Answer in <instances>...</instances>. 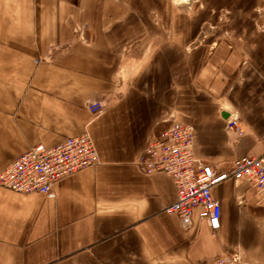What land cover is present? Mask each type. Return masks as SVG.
Returning <instances> with one entry per match:
<instances>
[{
  "label": "crops",
  "instance_id": "1",
  "mask_svg": "<svg viewBox=\"0 0 264 264\" xmlns=\"http://www.w3.org/2000/svg\"><path fill=\"white\" fill-rule=\"evenodd\" d=\"M237 1L227 27L175 14L171 0H0V173L35 145L83 133L101 161L54 198L0 187V264H201L224 249L264 264V203L239 182L212 189L216 236L197 213L184 230L167 212L173 179L135 164L174 114L218 174L264 153V30L258 3ZM237 112L242 135L227 131Z\"/></svg>",
  "mask_w": 264,
  "mask_h": 264
},
{
  "label": "built area",
  "instance_id": "2",
  "mask_svg": "<svg viewBox=\"0 0 264 264\" xmlns=\"http://www.w3.org/2000/svg\"><path fill=\"white\" fill-rule=\"evenodd\" d=\"M94 111L101 106L95 105ZM165 130L153 135L136 161L139 171L152 176L164 173L170 176L177 190V200L167 208L176 216L184 230L192 226L195 213L206 222L213 234L221 228V204L213 196L214 186L234 179L241 191H250L264 203V153L235 160L231 172L218 174L194 153L195 131L172 115ZM244 118L234 113L227 123L229 133L243 134ZM101 164L95 144L88 133L68 137L54 147L38 144L17 157L0 173V187L17 194H41L55 197V186L64 178ZM238 187V188H239ZM239 206L245 203L237 197ZM217 236V235H216ZM201 264H242L237 252L224 249L216 258Z\"/></svg>",
  "mask_w": 264,
  "mask_h": 264
},
{
  "label": "rangeland",
  "instance_id": "3",
  "mask_svg": "<svg viewBox=\"0 0 264 264\" xmlns=\"http://www.w3.org/2000/svg\"><path fill=\"white\" fill-rule=\"evenodd\" d=\"M215 1L218 2L219 0H171L174 6L175 14L183 13L192 16L193 14H197L198 12L202 11V12H206L207 17L208 16L214 17L217 15L218 16L217 20L219 19L218 20L219 23L223 26L228 27L229 17L231 16L230 14L232 13L236 14L239 11V9H236V3L238 1L235 0L233 4L230 3L231 5L226 4V6L230 8L231 12L227 11L226 8H223V6L220 8V6H218L220 3L219 2L216 4L213 3ZM256 1L257 0L253 1V3H258V6L254 8V14L255 17H257V21L255 22V24L257 28L264 30V4L263 5L260 4V3H264V0H259L257 2ZM247 12H251V8H248ZM244 22H246V19H244ZM247 22L251 23L249 22V19L247 20Z\"/></svg>",
  "mask_w": 264,
  "mask_h": 264
}]
</instances>
